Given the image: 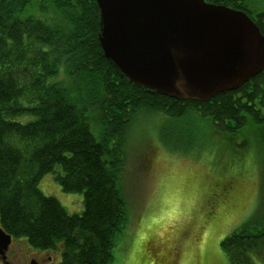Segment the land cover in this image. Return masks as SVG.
<instances>
[{"label":"trees","instance_id":"16d2710c","mask_svg":"<svg viewBox=\"0 0 264 264\" xmlns=\"http://www.w3.org/2000/svg\"><path fill=\"white\" fill-rule=\"evenodd\" d=\"M204 1L245 12L264 33L254 0ZM98 12L95 0H0V227L58 264H111L129 221L125 136L140 113L187 128L197 116L264 164V71L207 101L150 93L104 57ZM46 174L82 194L80 214L42 193ZM220 248L229 264H264V220L246 221Z\"/></svg>","mask_w":264,"mask_h":264},{"label":"rangeland","instance_id":"374dc122","mask_svg":"<svg viewBox=\"0 0 264 264\" xmlns=\"http://www.w3.org/2000/svg\"><path fill=\"white\" fill-rule=\"evenodd\" d=\"M167 120L140 113L125 136L129 221L111 264H229L220 241L251 218L264 220V164L254 147L236 154L197 116L188 128ZM38 187L68 214L82 212V194L63 192L52 174ZM12 243L38 251L24 238Z\"/></svg>","mask_w":264,"mask_h":264},{"label":"water","instance_id":"95a60500","mask_svg":"<svg viewBox=\"0 0 264 264\" xmlns=\"http://www.w3.org/2000/svg\"><path fill=\"white\" fill-rule=\"evenodd\" d=\"M104 57L133 84L207 101L264 71V34L242 11L204 0H96ZM11 236L0 227V261Z\"/></svg>","mask_w":264,"mask_h":264},{"label":"flooded vegetation","instance_id":"af4514ba","mask_svg":"<svg viewBox=\"0 0 264 264\" xmlns=\"http://www.w3.org/2000/svg\"><path fill=\"white\" fill-rule=\"evenodd\" d=\"M54 255L50 252L31 251L26 247L15 248L11 243L6 252V259L9 264H58Z\"/></svg>","mask_w":264,"mask_h":264}]
</instances>
